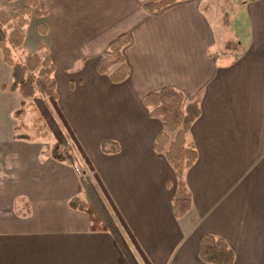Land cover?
I'll use <instances>...</instances> for the list:
<instances>
[{"label": "crops", "instance_id": "1", "mask_svg": "<svg viewBox=\"0 0 264 264\" xmlns=\"http://www.w3.org/2000/svg\"><path fill=\"white\" fill-rule=\"evenodd\" d=\"M43 3L47 32L34 51L44 44L58 106L150 262L207 264L199 237L211 233L232 248V264H264V0H176L159 12L139 0ZM121 33L130 72L112 83L96 67ZM11 80L0 52V264H129L111 233L90 230L70 205L83 196L74 165L53 159L52 143L16 135ZM164 86L184 102L199 97L182 218L173 168L152 148L162 123L143 104Z\"/></svg>", "mask_w": 264, "mask_h": 264}, {"label": "trees", "instance_id": "2", "mask_svg": "<svg viewBox=\"0 0 264 264\" xmlns=\"http://www.w3.org/2000/svg\"><path fill=\"white\" fill-rule=\"evenodd\" d=\"M139 1L147 11L159 12L176 0ZM34 8V14L37 16L47 14L43 0H24V4L14 16L9 15L0 6V52L3 61L11 67L12 77L7 88L17 91L21 97L18 108L13 112L14 118L18 120L14 129L21 130L17 136L35 140L46 137L50 132L53 137L50 147L51 157L57 161L71 163L79 175L83 196L70 200L72 208L82 210L87 214L90 230L110 232L129 264H140L119 230L118 224L121 225L143 264H152L114 205L58 106L57 83L53 75L54 63L48 53L27 52L22 58H16L13 55V49L23 44L24 34L20 28L27 25V17ZM14 18L17 19L18 27L12 24ZM35 29L38 33L45 34L47 25L39 22ZM129 42L128 33L119 34L108 43L98 60L97 72L107 74L112 83L123 82L130 72V67L123 54V47ZM43 48L44 44L41 42L39 50ZM1 88L6 89V86L3 85ZM28 98L31 99L30 102H26ZM143 104L148 109L149 115L160 119L162 123V129L156 135L152 148L157 154L162 155L173 168L177 189L172 199L173 213L176 218H182L190 210L192 202L191 194L186 186L185 171L193 165L197 158L196 149L188 139V132L192 122L200 113L199 97L184 102V95L181 91L171 86H164L148 92L143 99ZM28 109L37 112L31 126L24 121ZM59 122L65 129L64 131ZM31 128L34 129L33 134L29 133ZM107 144L103 142V150L108 149L105 148ZM73 149L78 151L86 167L92 172V176L84 174V170L83 173L79 172L74 163ZM113 149H116V146ZM198 256L202 262L207 264H232L234 259L233 250L225 239L211 233L200 235Z\"/></svg>", "mask_w": 264, "mask_h": 264}, {"label": "rangeland", "instance_id": "3", "mask_svg": "<svg viewBox=\"0 0 264 264\" xmlns=\"http://www.w3.org/2000/svg\"><path fill=\"white\" fill-rule=\"evenodd\" d=\"M5 2L6 3L7 2H10V3L6 4ZM212 3H215V2H212ZM23 4H24V0H10V1L9 0H5V1L4 0H0V6H2V8L9 15H11V16H14L15 13L17 12V10L20 9V7ZM204 5H205V2L203 4L202 8L205 7ZM220 6H221V3H220ZM34 11H35V8L31 10L30 15L27 17L28 23L23 28V34H24V37H25V43L22 44L21 47L13 49V55L16 58H22L24 56V54L27 53V52H36V51H34L35 50L34 48H35V45H37V43H38L39 34L36 31L35 26H36L37 23H39V21L40 22H43L44 20H43V17H40V16L35 15L34 14ZM12 24H13L14 27H18V25H17V19L16 18H14L12 20ZM20 29H22V28H20ZM229 44L231 46H233L232 43H229ZM37 52L43 54L44 51H41L40 50V51H37ZM30 101H31L30 98L26 99V102H30ZM36 116H37V112L31 111V110L28 109L27 112H26V114H25V117H24L25 123L28 126H31L32 123H33V120H34V118ZM56 119H57V117H56ZM59 125H60L61 129L64 131L65 129L60 124V122H59ZM45 130L47 131V129H45ZM33 132H34V129L31 128V130L29 131V133L30 134H33ZM19 133H21V132L16 133V135H18ZM38 139L39 140L41 139V141L44 143V148H46V146H47V148H49V146L53 142V137H52V134L50 132L47 133V136L46 137L38 138ZM106 147H110V144H108ZM72 151H73L74 156H75L74 163H76V165H77V167L79 169V172L82 171V173H83V170H84V174L89 175V176H92V172L90 170H88V168L86 167L83 159L78 154V151L76 149H73ZM191 214L192 213L189 214V216H188L187 219L190 222L191 221L193 222L194 220L192 219V215ZM120 232H121L122 236L125 238V240L127 241V244L130 247V249L133 251V254L136 257V259H138V261L140 262V264H143L141 258L139 257L138 252L136 251V249L134 248L133 244L131 243V241H130L128 235H127V233L123 230V228L121 229Z\"/></svg>", "mask_w": 264, "mask_h": 264}]
</instances>
